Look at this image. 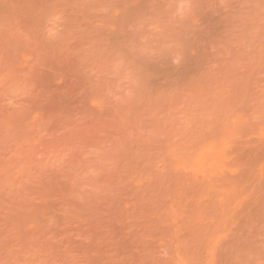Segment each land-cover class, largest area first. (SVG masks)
<instances>
[{
    "label": "rangeland",
    "instance_id": "1",
    "mask_svg": "<svg viewBox=\"0 0 264 264\" xmlns=\"http://www.w3.org/2000/svg\"><path fill=\"white\" fill-rule=\"evenodd\" d=\"M0 264H264V0H0Z\"/></svg>",
    "mask_w": 264,
    "mask_h": 264
}]
</instances>
